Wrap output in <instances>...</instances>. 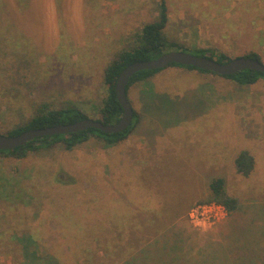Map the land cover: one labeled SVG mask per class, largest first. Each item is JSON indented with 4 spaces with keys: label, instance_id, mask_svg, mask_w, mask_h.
<instances>
[{
    "label": "rangeland",
    "instance_id": "374dc122",
    "mask_svg": "<svg viewBox=\"0 0 264 264\" xmlns=\"http://www.w3.org/2000/svg\"><path fill=\"white\" fill-rule=\"evenodd\" d=\"M165 1L172 40L231 58L257 52L264 62V0ZM160 2L0 0V132L8 134L45 103H72L99 119L107 65L156 19ZM128 96L143 117L131 143L107 146L91 136L71 150L59 142L24 158L0 154V264H44L24 259V237L32 239L31 252L55 254L63 264H124L115 255V243L125 242L119 230L127 228L118 214L135 193L154 204L146 214L152 228L173 217L171 205L182 194L192 201L189 207L177 201L185 213L161 230L172 252L164 250L158 263L138 258L135 264H195V245L208 238L224 251L221 264L244 258L264 264V78L242 85L168 66L132 85ZM243 149L255 157L249 176L235 165ZM214 176L226 178L242 207L229 213L215 206L201 218L195 207L212 202L206 199ZM237 220H253L239 223L249 228L241 237L234 234ZM252 239L261 252L252 249ZM153 243L148 248L161 246Z\"/></svg>",
    "mask_w": 264,
    "mask_h": 264
},
{
    "label": "trees",
    "instance_id": "16d2710c",
    "mask_svg": "<svg viewBox=\"0 0 264 264\" xmlns=\"http://www.w3.org/2000/svg\"><path fill=\"white\" fill-rule=\"evenodd\" d=\"M168 22V7L166 1L161 0V2L159 3V10L156 19L146 23L142 27V29L136 33L135 42L133 43V45L130 48H124L123 50L118 52L107 65L104 73V80L105 84L107 85V94L103 98L102 104L99 108V112L101 114V117L99 118L100 120L105 123H115L121 118L124 109L117 96L116 83L119 74L121 73L123 68H125L132 62L157 58L163 53L168 52L170 50L180 49L191 51L200 56H208L215 60H218L219 62H225L231 58L223 52H215L211 49L204 47H195L194 49H191L189 47L184 46L178 41L172 40L166 33V27L168 25ZM246 56L262 60L257 52H251ZM168 66H181L189 69H197L202 72H211L214 74H218L216 72L200 69L195 66L182 65L176 62H173ZM162 69L163 68L144 69L135 73L131 77L130 82L127 86L128 95L129 89L132 85L137 82L150 79ZM223 76L236 80L242 85H248L254 84L260 78H264V72L253 69H244L236 73ZM134 111V119L131 125L127 129L117 133H107L100 129L92 127L86 130L76 131L67 134L45 135L36 137L29 141L27 144L18 146L14 149L0 150V154L3 156L24 158L27 157L28 154L32 151H37L42 148H50L59 142H62L65 148L71 150L77 145L90 139L91 136L103 138L107 146H111L127 139L128 136L136 129V127L142 123V116H140V113L136 111V109ZM86 117H89V115L82 108L75 104L68 103L60 106H52L48 103H45L39 106L35 114L29 119H27L23 123L14 126L8 132V134L18 135L29 129L54 126L63 123H73ZM235 165L238 173H241L244 176H249L255 168V157L248 149H243L237 155L235 159ZM209 188L210 195L206 199L207 201H212L223 205L229 213H233L241 209L242 204L239 197L231 195L228 192L227 181L224 176L212 177L209 183ZM159 194L160 193L158 192V195ZM163 194L164 197L167 196L164 192ZM135 196L130 199H133V202L131 204L128 203L127 209H122V211L119 212L120 214H118V220L122 221L124 219L125 223H127V228L121 226V229L119 230V236L125 242L115 243V245L117 244L118 246V250L115 251V255H123L124 258L122 260L124 261V264H135V261L138 258H149L150 260L154 259L155 262L158 263L159 261L164 259V250L168 248L169 253L172 252V242L168 237L162 238L164 232L161 233V230L163 229L164 231H167L166 229H169L170 226H173L175 219L179 216L178 209L182 206L179 207L177 203H172L171 206L173 209L172 211L174 213L173 217L170 218V220L164 226L161 227L162 229L152 228L151 223L153 222V219L151 218L147 220L146 214L150 212V208L154 204H146L145 202L140 201L142 198L138 196V193V197ZM134 197L137 199L136 201L134 200ZM148 201L151 200L149 199ZM166 206L167 204H165V208ZM124 213L127 214V217H125ZM164 215L167 218L168 213L166 212V209ZM237 222L238 223L236 224V232L234 233L235 236L241 237V235L247 234L246 230H249V228H243V226H240V224L245 222L248 224L252 223L250 221L243 222L241 220H237ZM137 223H143L144 226L137 227ZM159 241L161 242V246L154 245L155 250H153L152 248H148L151 247L153 242V244H155V242L157 243ZM251 241L252 244L250 245L252 246V249H254L255 252L257 251L258 253L261 252V249L255 247V241L253 239ZM31 242L32 239L28 237H24L21 239V244L24 251L23 257L25 260H45L44 264H63V262L55 254L48 255L46 259L44 256H41L36 252H31ZM214 245V241L210 240L209 238L202 239L201 241H199L195 245L196 247H198L197 250H194L193 252V254H195V264H221V262H224V251H221L220 249H215V247H212ZM229 245L230 243L227 244V246ZM208 246L211 247L204 248ZM105 253H110V249L107 250ZM128 257L130 259H127ZM250 262L255 263L256 261L254 260V258H244L241 259L237 264H248ZM24 264H27L26 261L24 262Z\"/></svg>",
    "mask_w": 264,
    "mask_h": 264
},
{
    "label": "water",
    "instance_id": "95a60500",
    "mask_svg": "<svg viewBox=\"0 0 264 264\" xmlns=\"http://www.w3.org/2000/svg\"><path fill=\"white\" fill-rule=\"evenodd\" d=\"M176 62L182 65L195 66L200 69L216 72L221 75L233 74L244 69L264 72V62L250 56L241 55L219 62L208 56H200L186 50H170L157 58L135 61L127 65L119 74L116 92L123 106V114L115 123H105L100 119L86 117L73 123H63L54 126L29 129L18 135L0 132V150L14 149L25 145L32 139L45 135L67 134L76 131L97 128L107 133H117L127 129L134 119L135 109L128 97L127 86L131 77L140 70L165 68Z\"/></svg>",
    "mask_w": 264,
    "mask_h": 264
},
{
    "label": "crops",
    "instance_id": "0c3cea01",
    "mask_svg": "<svg viewBox=\"0 0 264 264\" xmlns=\"http://www.w3.org/2000/svg\"><path fill=\"white\" fill-rule=\"evenodd\" d=\"M142 120H143V117H142ZM144 130H147V129H145L144 128ZM142 131H143V129H142ZM152 131V130H151ZM153 132V131H152ZM133 133V132H132ZM132 133L129 135V137L126 139V141H128L129 143H131V141L130 140H133L132 138H135V137H132L131 135H132ZM144 133V132H143ZM155 133H157V131L155 132ZM126 146H127V150L130 148V146L126 143ZM132 150H135L134 148L132 149ZM135 155H136V153L134 154V156H133V159H135L134 157H135ZM123 157H125V156H123ZM123 157H122V159H123ZM130 164V163H129ZM132 164V163H131ZM150 193V192H149ZM151 194V193H150ZM136 195V193L133 195V196H135ZM146 197H147V195H146ZM177 201L180 203V202H182L181 204H183V205H185V206H187L188 205V207L192 204V201L190 200V199H187V198H185V195L184 194H182L181 195V197H180V200H176V202L175 203H177ZM178 205V204H177ZM179 207L180 206H182V205H178ZM183 211H185L184 210V208H179L178 209V213H179V216H178V218L179 217H181L185 212H183ZM178 218H176V220L178 219ZM175 220V221H176ZM181 221V219L180 220H178L177 222H180Z\"/></svg>",
    "mask_w": 264,
    "mask_h": 264
},
{
    "label": "built area",
    "instance_id": "2783aa9c",
    "mask_svg": "<svg viewBox=\"0 0 264 264\" xmlns=\"http://www.w3.org/2000/svg\"><path fill=\"white\" fill-rule=\"evenodd\" d=\"M215 206H223L219 203L216 202H211V203H200L198 205H196L195 208L197 209H201V218H204L207 214H208V209L215 207ZM224 207V206H223ZM225 208V207H224ZM226 209V208H225ZM200 218V217H197ZM192 219L195 221V213H192Z\"/></svg>",
    "mask_w": 264,
    "mask_h": 264
}]
</instances>
